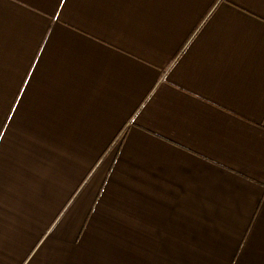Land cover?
<instances>
[{"label":"crops","instance_id":"obj_1","mask_svg":"<svg viewBox=\"0 0 264 264\" xmlns=\"http://www.w3.org/2000/svg\"><path fill=\"white\" fill-rule=\"evenodd\" d=\"M0 264H264V0H0Z\"/></svg>","mask_w":264,"mask_h":264}]
</instances>
